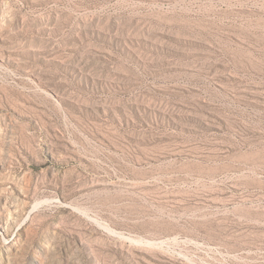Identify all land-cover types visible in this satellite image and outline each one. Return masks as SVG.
Here are the masks:
<instances>
[{"label":"rangeland","instance_id":"rangeland-1","mask_svg":"<svg viewBox=\"0 0 264 264\" xmlns=\"http://www.w3.org/2000/svg\"><path fill=\"white\" fill-rule=\"evenodd\" d=\"M0 264H264V0H0Z\"/></svg>","mask_w":264,"mask_h":264}]
</instances>
